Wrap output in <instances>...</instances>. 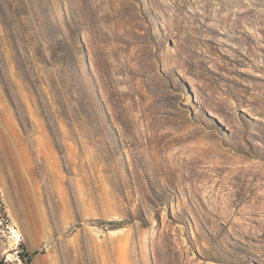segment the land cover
Returning <instances> with one entry per match:
<instances>
[{
	"label": "rangeland",
	"instance_id": "1",
	"mask_svg": "<svg viewBox=\"0 0 264 264\" xmlns=\"http://www.w3.org/2000/svg\"><path fill=\"white\" fill-rule=\"evenodd\" d=\"M0 264H264V0H0Z\"/></svg>",
	"mask_w": 264,
	"mask_h": 264
},
{
	"label": "built area",
	"instance_id": "2",
	"mask_svg": "<svg viewBox=\"0 0 264 264\" xmlns=\"http://www.w3.org/2000/svg\"><path fill=\"white\" fill-rule=\"evenodd\" d=\"M11 237H14V235H11ZM47 246H50V244H47V242H44V247L47 248Z\"/></svg>",
	"mask_w": 264,
	"mask_h": 264
}]
</instances>
